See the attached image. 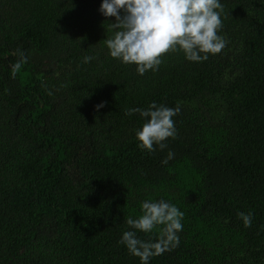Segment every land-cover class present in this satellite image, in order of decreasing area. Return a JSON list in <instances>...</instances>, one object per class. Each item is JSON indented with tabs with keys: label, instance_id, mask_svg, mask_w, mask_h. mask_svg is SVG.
<instances>
[{
	"label": "trees",
	"instance_id": "obj_1",
	"mask_svg": "<svg viewBox=\"0 0 264 264\" xmlns=\"http://www.w3.org/2000/svg\"><path fill=\"white\" fill-rule=\"evenodd\" d=\"M100 3L0 0V264H140L118 241L146 199L184 213L150 264H264V0H221V53L143 76L108 55ZM152 102L180 112L148 153L125 112Z\"/></svg>",
	"mask_w": 264,
	"mask_h": 264
},
{
	"label": "clouds",
	"instance_id": "obj_2",
	"mask_svg": "<svg viewBox=\"0 0 264 264\" xmlns=\"http://www.w3.org/2000/svg\"><path fill=\"white\" fill-rule=\"evenodd\" d=\"M98 11L114 17L109 24L112 35L105 40L108 55L125 65H135L138 75L158 71L166 53L181 52L189 62L201 63L210 55L222 52L228 41L220 35L224 8L221 0H101ZM19 59L11 67V76L27 63V56L17 49ZM94 56H84L88 64ZM52 95L51 92L48 93ZM103 103L97 105L102 108ZM179 107L152 102L147 108H130L125 115L139 114L143 121L135 130L137 147L152 153L164 150L166 141L175 139L177 130L173 117ZM174 153L169 151L161 162L167 164ZM243 226H252V212L237 213ZM184 213L164 199H146L140 203V214L129 216L118 244L137 257L140 264H150L153 257L172 251L180 245ZM143 233L148 239H141ZM154 234V235H153Z\"/></svg>",
	"mask_w": 264,
	"mask_h": 264
}]
</instances>
